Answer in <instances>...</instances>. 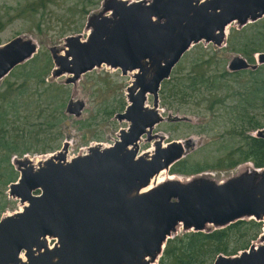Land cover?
<instances>
[{"label": "water", "instance_id": "95a60500", "mask_svg": "<svg viewBox=\"0 0 264 264\" xmlns=\"http://www.w3.org/2000/svg\"><path fill=\"white\" fill-rule=\"evenodd\" d=\"M103 14L88 17L90 31L64 39L63 54H50L53 75L76 81L107 64L122 74L135 71L125 92L127 104L114 117L129 122L107 147L90 146L68 159L64 148L35 165L17 160L10 196L25 204L0 218V264H155L176 227L210 231L240 219L263 222L257 241L234 255L219 254L213 264H264V168L252 163L244 172L213 180L210 172L181 180L168 178L142 191L161 170L184 157L182 143L162 145L151 130L161 120V83L190 47L200 41L221 44L228 25L240 27L264 16V0H107ZM110 10L108 14L105 11ZM35 42L16 36L0 45V79L33 57ZM250 63L240 54L230 72L255 70L264 52ZM133 86V87H132ZM147 94L153 107L146 106ZM85 101L70 97L67 114L80 116ZM156 139L149 155H137L138 140ZM252 136L264 139V128ZM54 238L49 244L47 237Z\"/></svg>", "mask_w": 264, "mask_h": 264}, {"label": "rangeland", "instance_id": "374dc122", "mask_svg": "<svg viewBox=\"0 0 264 264\" xmlns=\"http://www.w3.org/2000/svg\"><path fill=\"white\" fill-rule=\"evenodd\" d=\"M33 1L34 0H0V45L16 36H24L32 39L37 46V50L32 58L20 63L14 67L10 73L0 79V93L3 94L8 92V90L6 91L7 86H11L10 94L13 93L11 94L10 101L6 100L5 102H1L3 95L1 94L0 96V104H2L4 109L8 112L7 120L2 129L4 131L10 129V133H7L8 140L11 139L13 134L18 133L20 135L19 137H14V141H16L19 149L12 153L3 152L1 154H11L10 164L18 175L19 172L16 167L20 163H18L17 160H24L26 157L31 158L35 165H37L40 160L42 161L44 158H47L44 156L49 154L52 156L54 152L62 148L65 150L66 157L70 159L86 153L90 146L96 145L103 148L112 145L114 141L118 139L119 130L121 128H126L129 122L125 120L118 121L114 116L109 117L105 115V113L108 112V109L116 105V103H114L115 99L119 101L122 99L127 104L125 92L127 87L134 80L135 73V71H128L126 74H122L120 69L102 64L100 66H95L90 71L80 75L76 81L70 83H65L66 78L70 76V74L61 73L59 75H53L52 69L55 67V64L52 61L49 49L54 48V53L57 54L58 50V53L63 54L62 49H64L65 37L74 35V33L68 31V29L74 28L79 23H81L79 25L81 27L79 33L81 37L85 39L90 31V29L88 30L86 27L88 17L92 14H103V8L107 0H98L95 5L93 3L83 7L79 5L80 11L74 8L77 0H52L45 9L41 8L37 11H31L28 5ZM95 1L96 0H94V2ZM81 8L83 10H88V13L84 17H81ZM109 12L110 10L105 11L106 14ZM240 28L241 27L236 21L231 22L228 25L225 38L228 37L232 29ZM64 30L67 32L62 33ZM199 45L202 48L206 47L205 49L210 50L211 54L215 52L217 59L222 60L221 66L226 70L228 61L236 54L225 49V39L221 44L200 41L192 45L190 49L183 54L179 62L173 67L170 76H175L178 74V71L182 70L183 73L187 72L191 63L200 59L202 52L196 53V47ZM48 58L51 60L52 69L45 74L44 78L42 77L43 82L45 84L55 82L65 85L64 94L60 95L57 101L60 104L57 109L58 114L53 118L50 116L52 109L48 107L49 102L46 104L47 99L50 100L51 89H48V87L46 88V94L44 93L46 98L44 105L41 98L43 95L40 96L34 93L35 88L41 90L45 86L35 85L38 77L29 78L30 82L23 88V93L15 92L19 91V89L16 88H18L23 80L22 73L20 75H16V73L22 72L24 67L30 64L29 62H36V70L42 73L44 72L43 69L48 62ZM223 62L226 63L225 66ZM213 65H218V67L221 68L218 63H214ZM40 79L38 80L40 81ZM31 92L34 94L33 96H30ZM70 97L85 101V107L82 109L80 116L67 114L65 112V106ZM145 104L148 107H153L152 95L147 94ZM225 105L228 104H223V106L219 105V108H215L212 112L194 105L166 108V106L162 105L159 96L158 112L159 115H161V120L153 127L150 134L151 136L159 134L163 146L167 145L172 140L183 142V140L191 138L188 144L182 143L184 157H189V161L192 164L203 166V162H213L217 157L225 154L231 147L236 145L235 143L238 140V138L235 137L218 139L221 132L224 130L226 131L230 126V121L227 119L229 115H226L223 110ZM60 114L61 120L59 123H56ZM14 116H18V123L22 122L21 124L15 125L25 126L22 132L19 127H14ZM43 116H45L44 132L40 125L44 120ZM83 121L87 122V126H83L80 123ZM51 122H54L55 126L50 130L49 126ZM252 132L253 131H250V133ZM35 133L38 134L36 135ZM147 137V134H143L138 140L137 155H149L153 151L156 139L151 138V140H148ZM211 140H213L211 145H206ZM52 146L56 147V149L52 152H47ZM150 148L151 150H149ZM248 163L250 162L240 164L234 169L227 171L205 172H210L213 180H225L238 172H244L249 167ZM169 170L165 172L167 173L166 175L174 176L176 178L172 179L181 180L180 182H184L183 179L188 177L182 174L170 173ZM166 180L169 179H165L162 182ZM4 196L13 201L7 204L0 218L22 210V207L25 205L21 204L18 198L9 195L8 185L2 186L0 183V205L3 203ZM185 231L186 230H184L181 225H178L174 234L176 235ZM47 240L49 244H51L54 238L48 236Z\"/></svg>", "mask_w": 264, "mask_h": 264}, {"label": "trees", "instance_id": "16d2710c", "mask_svg": "<svg viewBox=\"0 0 264 264\" xmlns=\"http://www.w3.org/2000/svg\"><path fill=\"white\" fill-rule=\"evenodd\" d=\"M51 2L52 0H34L29 3L28 7L31 11H37L41 8L45 9ZM97 2L98 0L95 2L94 0H77L74 8L80 11L79 5L83 7L92 3L95 5ZM81 11V17L88 13V10L82 8ZM80 24L68 29V31L74 34L79 33ZM65 32L67 31H62V33ZM225 43V49L240 54L250 63H253L254 55L264 52V16L255 22L242 26L240 29H232ZM196 48L197 54L202 52L200 59L193 61L187 72L178 71L177 75L170 76L161 83L159 96L162 105L166 108L194 105L212 112L215 108H219V105L228 104L224 106L223 110L226 115H229L227 119L230 121V126L226 131L221 132L218 139L235 137L238 140L234 147H231L213 162H203V166L192 164L189 157L185 156L172 164L169 172L190 176L205 171H227L247 162L252 163L256 168H264V139L250 134V131L264 128V64L255 70L245 69L230 72L221 66L222 60L217 59L215 52L211 54L210 50L205 49L206 47L202 48L200 45ZM29 63L22 72L16 73V75L21 73L23 75V80L16 88L19 91H15L16 93H23V88L30 82L29 78H44L45 74L52 69L49 58L42 73L36 70V62ZM214 63H218L221 68L218 65H213ZM223 65L225 66L226 63L223 62ZM43 78L40 81L37 79L35 85H45L44 88L41 90L35 88L34 93L43 95L41 98L44 105L46 88L51 89V97L50 100L47 99L46 104L49 102L48 107L52 109L50 116L53 118L58 114L57 109L60 104L57 101L60 95L64 94L65 85L55 82L45 84ZM10 89L11 86H7L6 91L8 90V92L0 93V96L3 95L1 102L10 101L11 94H13H10ZM31 95L34 94L31 92ZM114 103L116 105L108 109L105 115L112 117L126 106V102L122 99L120 101L115 99ZM7 117L8 112L0 104V183L2 186L9 185L18 177L17 172L10 164L11 154H1L3 152L12 153L19 149L14 139L20 135L18 133L13 134L8 140L7 133H10V129L7 131L2 129ZM43 117L44 120L39 123L44 132L45 116ZM17 119L18 116H14V127H19L22 132L25 126L15 125L22 123H18ZM60 120L61 114L56 123H59ZM80 123L87 126L86 121ZM53 126L55 123L51 122L49 129L51 130ZM212 141L206 145H211ZM55 149L56 147L52 146L47 152H52ZM11 201L13 200L4 196L3 203L0 205V216ZM262 228V221L240 219L223 228L210 231H185L176 234L167 240L162 255L156 264H213L214 259L219 254L230 256L240 250L247 249L251 242L260 235Z\"/></svg>", "mask_w": 264, "mask_h": 264}, {"label": "bare ground", "instance_id": "6f19581e", "mask_svg": "<svg viewBox=\"0 0 264 264\" xmlns=\"http://www.w3.org/2000/svg\"><path fill=\"white\" fill-rule=\"evenodd\" d=\"M149 150H151V148ZM165 172L166 171L161 170L159 173H157L156 175H154V177H151L150 183L147 185V187H144L142 189V191H146V190L151 189L153 186H155L156 184L162 182L165 179H168V178H176V177L171 176V175H166L167 173H165ZM179 179H182V178H179Z\"/></svg>", "mask_w": 264, "mask_h": 264}]
</instances>
